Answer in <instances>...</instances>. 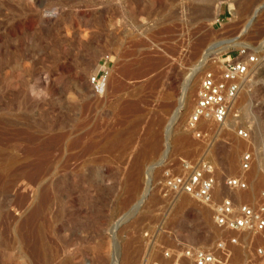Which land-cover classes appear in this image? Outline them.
Masks as SVG:
<instances>
[{
  "label": "rangeland",
  "instance_id": "rangeland-1",
  "mask_svg": "<svg viewBox=\"0 0 264 264\" xmlns=\"http://www.w3.org/2000/svg\"><path fill=\"white\" fill-rule=\"evenodd\" d=\"M262 2L0 0V264H40L37 227L56 257L51 264H141L146 232L157 239L155 260H162L160 248H174L175 240L213 249L225 238L211 207L186 195L166 196L163 182L168 174L182 173L185 161L205 158L216 172V202L225 196L259 198L264 63L242 94L241 117L226 130L202 124L210 136L205 142L187 129L203 73L193 78L189 103L170 131L168 123L204 50L238 36ZM240 40L252 49L264 47V9ZM230 49L232 55L238 51ZM211 67L208 61L206 69ZM252 92L262 111L250 116L245 105ZM240 127L251 129L249 141L235 133ZM69 128L75 131L71 137L85 135L79 147H65L56 137ZM124 130L126 152L102 148L108 136ZM48 134L58 139L52 149ZM167 142L168 156L153 170L150 191L134 211L146 171ZM234 144L238 152L229 166L223 157ZM248 148L255 156L245 174L248 188L229 189L225 180L242 172L240 159ZM20 233L27 236L23 244L32 245L26 246L29 254L14 248ZM229 249L232 264H264L261 237L246 234Z\"/></svg>",
  "mask_w": 264,
  "mask_h": 264
},
{
  "label": "built area",
  "instance_id": "built-area-1",
  "mask_svg": "<svg viewBox=\"0 0 264 264\" xmlns=\"http://www.w3.org/2000/svg\"><path fill=\"white\" fill-rule=\"evenodd\" d=\"M232 52L230 49L222 53L218 60L212 61V67L201 78L195 103L186 123L187 129L198 140L206 142L210 138L208 131L201 129L202 124H212L226 130L231 120L241 117L239 106L242 94L252 84L256 68L264 63L263 46L253 49L238 48L235 55ZM235 133L245 141L251 139L250 128H236ZM254 160L255 156L250 148L242 153V172L225 180L229 189L248 188L245 174L251 169ZM216 182L214 166L209 160L201 158L185 161L180 174H168L163 182V189L170 198L186 195L211 207L215 226L228 235L218 241L213 249L175 240V247L160 248L162 260H155L153 253L157 247V239L155 235L146 232L147 250L141 264H183L181 259L192 264H232L229 247L238 245L242 236L248 234L264 240V191L255 201H236L232 196H225L216 202ZM258 253L264 252L259 249ZM173 259L175 261L170 262Z\"/></svg>",
  "mask_w": 264,
  "mask_h": 264
},
{
  "label": "bare ground",
  "instance_id": "bare-ground-1",
  "mask_svg": "<svg viewBox=\"0 0 264 264\" xmlns=\"http://www.w3.org/2000/svg\"><path fill=\"white\" fill-rule=\"evenodd\" d=\"M262 9H264V2H262L261 4H259L256 8H254L253 9V11L251 12V15H249L248 16V18H247V20H246V22L244 23V26H243V29L241 30V32H240V34L238 35V36H236V37H234V38H230V39H224V40H220V41H218V42H214L212 45H210L208 48H206L205 50H204V52H203V54H201V58H200V60L198 61V64L196 65V67L194 68V69H192L191 71H190V73L188 74V77H187V79H186V82L184 83V85H183V88H182V96H180V98L178 99V105H177V107H176V109H175V111H174V113H173V115L171 116V118H170V120H169V123H168V131H170L171 130V128L174 126V124L176 123V120L178 119V117H179V115L181 114V111H182V109L184 108V107H186L187 105H188V103H189V98H190V96H189V94H190V89L194 86V84H192V82H194V81H192V80H194L193 78H196V76H198V74H204L209 68H207L206 69V66H207V64H208V61H210V62H212V61H214V60H218L219 58H220V56H221V54L222 53H224V52H227V51H229V49L230 48H232V47H237V48H245V47H249V45H247L245 42H243L242 40H240V38L244 35V33L247 31V29L249 28V26L252 24V22L255 20V18L258 16V14H259V12L262 10ZM262 72L264 73V66L262 67ZM203 74H202V76H203ZM196 80V79H195ZM261 87V86H260ZM258 88V87H257ZM256 88V89H257ZM261 90V89H260ZM251 91V90H250ZM257 91V90H256ZM247 92H249V91H247ZM258 92V91H257ZM262 95V94H261ZM250 97H249V99L247 100V103H246V105H245V108H246V113L248 114V115H250L251 116V114L253 115V114H255V110H258V108H259V106L257 107V105L255 106L254 105V101H255V98L256 97H258V94L257 93H255V92H252V93H250V95H249ZM260 98V97H259ZM262 99V98H261ZM261 102V101H260ZM258 104H259V102H258ZM87 105V104H86ZM242 106V105H241ZM260 107H261V105H260ZM264 107V106H263ZM261 109H262V107H261ZM260 109V110H261ZM242 110H243V106H242ZM260 110H258L256 113H258ZM262 111V110H261ZM246 113H244V114H246ZM247 116V115H246ZM86 120V119H85ZM81 123V122H80ZM68 124V123H67ZM66 124V125H67ZM78 125V124H77ZM65 127V126H64ZM70 127V126H69ZM76 127V126H75ZM62 128H63V126H62ZM78 128L79 127H77L75 130H78ZM73 131H74V128L72 129V128H69V129H66V130H62L61 132H59L58 134H56V135H58V136H56L58 139H60L59 141H61V140H63V142H64V146L65 147H79L81 144H82V140H84L83 139V137L85 136V135H80V134H76L74 137H71V135H72V133H73ZM80 131V130H79ZM75 132V131H74ZM93 132V131H92ZM53 134V133H52ZM89 134H90V132H89ZM88 134V135H89ZM169 134V133H168ZM87 135V136H88ZM48 136H50L49 137V143L48 144H50V148L52 147V145H55V144H53L54 142H57L58 141V139L56 140V138H55V135L54 136H52V135H49L48 134ZM48 138V137H47ZM94 138V137H93ZM88 140V139H87ZM92 140V139H91ZM62 142V141H61ZM86 142H90V141H86ZM84 143V144H87V143ZM92 142H94V140L92 141ZM91 142V143H92ZM97 143V142H96ZM106 143V145L107 146H105V147H103L102 146V148H107V149H109V150H112V152H113V149L114 148H123V150L126 152V130H124V131H121V132H118V133H115V134H112V135H110V136H108L107 137V142H105ZM58 144V143H57ZM56 144V145H57ZM94 144H95V142H94ZM86 146H88V145H86ZM89 146H91V145H89ZM169 142H167L166 143V145H165V149H164V151H163V153L161 154V156H160V158H159V160L156 162V163H154V164H152V165H150L149 167H148V169H147V174H148V179H147V181L145 182V186H144V189H143V192H142V194H141V196L137 199V202H136V204L134 205V207H133V210L135 211L136 209H138L139 208V206H140V204L141 203H143V201H144V199L146 198V196L148 195V193H149V191H150V177H151V175H152V172H153V170L155 169V167L156 166H158V165H161L163 162H164V159L168 156V152H169ZM181 146L183 147V142L181 143ZM54 147V146H53ZM93 147H94V145H93ZM92 147V148H93ZM82 148V147H81ZM86 148V147H85ZM52 149V148H51ZM68 149V148H67ZM83 149V148H82ZM90 149H91V147H90ZM157 148L156 147H154L153 148V150H151V154H153V155H155L156 154V152H157V150H156ZM50 150V149H49ZM70 150V149H69ZM83 151V150H82ZM85 151H86V149H85ZM88 151V150H87ZM90 151V150H89ZM107 151V150H106ZM237 152H238V145L237 144H234V145H232V147H231V149L225 154V157H223L225 160V162H227L228 163V165L229 166H232V164L234 163V160H235V157H236V154H237ZM77 153V152H76ZM82 153V152H81ZM80 153V154H81ZM80 154H78V155H80ZM111 154V153H110ZM114 156V155H113ZM93 157V156H92ZM100 157V156H99ZM83 158V157H82ZM90 158V157H89ZM98 160V159H97ZM83 164H85V163H83ZM216 184H217V182H216ZM215 191H216V186H215V190H214V194H215ZM179 196H181V195H179ZM131 214V213H130ZM130 214H128V215H130ZM128 215L126 216V218L128 217ZM30 228V227H29ZM34 229V228H33ZM35 229H36V227H35ZM34 229V230H35ZM43 229V228H42ZM42 229L40 228V227H37V230H36V234H37V237H38V240H37V238H36V243H37V245H36V249H35V253H36V255L38 256V260L40 261V264H51L52 262H53V260L56 258H53L55 255H53V254H51L52 253V251H49V249H48V247L46 246V240H44V238H43V235L41 234V231H42ZM33 230V231H34ZM44 230V229H43ZM32 231V230H31ZM19 232V231H18ZM17 232V233H18ZM21 232V231H20ZM35 232V231H34ZM29 233H31V232H27L26 234L28 235ZM32 234V233H31ZM34 234V236H35V233H33ZM19 236L21 235V233L20 234H18ZM17 235V236H18ZM25 236V235H24ZM31 236V235H30ZM29 235H28V237H30ZM23 236L21 235V237H15V239H16V242H14V243H16V245H14L15 247L14 248H16V250L20 253V254H23V255H25L26 254V252L28 251L27 250V248H26V246H28V245H30V243L27 245H24L23 243V241L25 240V239H23V238H25V237H27V236H25V237H23ZM31 238L33 239V237L31 236ZM29 239V238H28ZM23 240V241H22ZM27 241V240H26ZM32 243H34V242H32ZM49 245V244H48ZM30 246H32V245H30ZM31 248H33V247H31ZM30 249V248H29ZM33 250V249H32ZM29 252V251H28ZM27 252V253H28ZM32 252V251H31ZM51 252V253H50ZM34 253V254H35ZM29 254V253H28ZM31 254V253H30ZM33 254V256H35ZM28 256V255H27ZM29 257V256H28ZM31 257H32V254H31ZM37 259V258H36ZM38 260H36V261H38ZM31 261V260H30ZM39 261L37 262V263H39ZM30 263V262H29ZM113 264H117V261L116 260H114V262H113Z\"/></svg>",
  "mask_w": 264,
  "mask_h": 264
}]
</instances>
